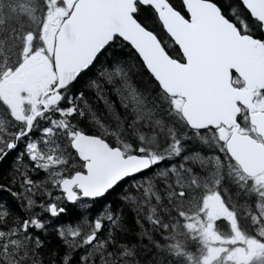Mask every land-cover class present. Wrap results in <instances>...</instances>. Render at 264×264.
<instances>
[{"label":"snow or ice","instance_id":"1","mask_svg":"<svg viewBox=\"0 0 264 264\" xmlns=\"http://www.w3.org/2000/svg\"><path fill=\"white\" fill-rule=\"evenodd\" d=\"M22 13L0 28V264H264V0Z\"/></svg>","mask_w":264,"mask_h":264},{"label":"flooded vegetation","instance_id":"2","mask_svg":"<svg viewBox=\"0 0 264 264\" xmlns=\"http://www.w3.org/2000/svg\"><path fill=\"white\" fill-rule=\"evenodd\" d=\"M26 5H29V0H0V28L8 29L16 26L20 22H27L26 17L22 13V7ZM10 160L11 157H9L7 161L0 162V172L3 170L4 166L9 167ZM0 179L3 178L0 177ZM4 196H6L5 193H0V197ZM67 207L68 211L64 216L58 220H54L53 224L63 223L65 221H76L84 214H87L91 219L98 212L92 209L94 207L93 205L81 207L79 204H74L68 205Z\"/></svg>","mask_w":264,"mask_h":264},{"label":"trees","instance_id":"3","mask_svg":"<svg viewBox=\"0 0 264 264\" xmlns=\"http://www.w3.org/2000/svg\"><path fill=\"white\" fill-rule=\"evenodd\" d=\"M117 108L119 110V105L118 104H117ZM102 112H103L102 104L101 105H97V113H98V115L101 114ZM9 171H10L9 167L4 166L3 170L0 172V177L4 178L5 176H7V173ZM117 191H119V189ZM106 200L111 202V207L113 209L120 208L121 211H122V214L124 216L123 223L126 226V228L128 229V232L122 238L123 239H127V240H129L131 242H134V243H140V244H145L146 245L148 243L146 238L141 240L135 235L136 232L139 231V229L137 228V226L135 224V214L131 210L132 206L130 204H128V203H125V202H122L121 200H119L117 198L116 193H111L106 198ZM101 204H102V202L93 203L92 205L94 207L92 209H94L95 211H99V209L101 208ZM58 244H59V241L55 238V235L51 234V246H57ZM137 251L143 253L141 258L144 259V260L154 259L151 250H149L147 252H143L142 249L138 248Z\"/></svg>","mask_w":264,"mask_h":264}]
</instances>
